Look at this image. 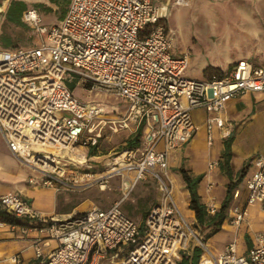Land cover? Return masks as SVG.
<instances>
[{"label": "built area", "instance_id": "obj_1", "mask_svg": "<svg viewBox=\"0 0 264 264\" xmlns=\"http://www.w3.org/2000/svg\"><path fill=\"white\" fill-rule=\"evenodd\" d=\"M167 6V5H166ZM156 0H70L65 16L56 24L42 22L34 7L22 20L38 39L14 48L0 46V133L10 151L40 172L31 183L56 185L67 177V147L99 148L109 134L140 131L138 146L115 152L101 173L83 172L74 177L81 186L109 188L110 179L121 175L122 200L140 180L155 177L159 196L141 223L120 207H94L66 216L43 215L18 192L0 195V210L28 217L36 225L19 230L32 237L35 256L55 240L47 259L37 264H101L114 250L113 264H179L184 253L198 245V264H264V233L257 232L253 245L239 253L237 241L216 254L197 231L196 222L181 213L174 197L170 153L197 133L192 111L205 108L213 113L205 121L206 141L214 143L215 127L224 136L231 133L223 116L228 102L243 93L264 92V66H252L240 58L222 77L194 79L186 76L189 52L174 53L173 30L165 24ZM5 10L0 7V25ZM98 85L116 92L125 102L120 115L105 105L78 99L67 80ZM162 146V148H159ZM72 151V150H71ZM87 162V152L83 153ZM255 171L246 180L250 202H264V152L253 160ZM219 160L209 162V172ZM214 186L208 184V190ZM234 192V198L240 195ZM219 209L211 198L210 214ZM246 209L230 206L228 219L241 225ZM41 222V223H40ZM18 228L0 219V227ZM193 243V247L190 244ZM22 253H14L0 264H21Z\"/></svg>", "mask_w": 264, "mask_h": 264}, {"label": "crops", "instance_id": "obj_2", "mask_svg": "<svg viewBox=\"0 0 264 264\" xmlns=\"http://www.w3.org/2000/svg\"><path fill=\"white\" fill-rule=\"evenodd\" d=\"M11 1L12 0H0V7L5 10L4 19L7 17L6 14ZM28 1L29 0H26V9L31 7L36 8L41 17L40 11L43 9L29 5ZM233 2V7L231 5H226L224 12L216 17L219 18L218 23L215 22L216 18L213 14H210L211 20L207 23V31L211 35H218V39L215 41L219 43L220 50L222 51L219 59L215 60L220 63V65L227 67L231 62L232 65L238 59L246 58L252 66H264V0H234ZM164 4L169 6V1H166ZM60 20L61 19L57 16L54 22L44 24L52 25L58 23ZM29 29L32 32L30 27ZM31 35L35 37L33 32ZM34 42L35 41L33 39L32 44ZM209 62L210 61L208 59H205L199 64L204 78L209 77L204 73L206 67L209 65ZM203 109L206 111V117L203 122L205 135L203 136L202 141H199V139H195L197 135L196 133L189 142L183 145L181 149L185 152L182 157L186 156L189 158L190 162H193L191 167L193 174L204 175L202 179L203 181H201L199 185V192L202 195L203 201L207 205L211 198H214L215 200L217 198L216 202L218 203L219 208L221 207V204L227 194V181H230L231 177L236 179L238 171L247 165L246 176L243 179L244 185L242 186L240 183L237 188L241 193L236 198L233 196V200L231 202V206L238 205L246 209L245 219L241 225H238L231 222L227 216V219L221 229L214 234L217 235L221 233V235H223L222 240L224 241V247L218 249L211 248L209 246L214 253L218 254L225 249L229 242L236 240L238 252L246 253L253 245L254 235L257 232L264 233V202H250L249 191L246 188L247 178L255 171L253 160L257 154L264 152V92L243 93L232 98L228 102L223 116L226 120V126L230 128L231 133L224 136L222 128L217 126L215 127V129H218L219 137L223 140L222 154L219 157L214 156L205 158V167L196 171V167L194 166L196 163L194 162L197 157L194 154L200 147L208 149L211 147L206 141L205 121L207 116L212 115L213 113L208 112L205 108ZM124 111H121L118 115L124 113ZM0 137L2 138V145L0 149V195L7 192H18L23 197L29 199L35 209L39 210L43 215L48 217L53 215L66 216L80 213L94 207L107 209L116 202L121 201V182L119 185H114L112 183V179L115 176L110 179L109 188L105 190H102L96 184L82 188H68L59 184L47 186L40 182L31 183V177L36 179L41 178L42 175L40 172L34 170L32 167L15 156L10 151L1 133ZM230 139L232 140L230 147L232 152V158L230 159V167L233 172L232 176L228 175L227 171L222 168V156L226 150V142ZM86 152L90 153V148L87 149ZM179 156L181 155H177L176 150L170 153V172L174 178V182L176 181V177L172 169L175 168L181 161L182 158ZM94 157L98 156L92 155L90 158ZM212 160H219V165L209 172V162ZM214 173H216V176ZM217 176H220L222 181L219 182L215 178ZM142 181L146 183L149 180H140L134 191L141 185ZM210 182H213L214 186L211 190H208V184ZM92 188H98L100 192L104 193L106 191L116 192L118 197H116L112 203H108L106 201L105 204H98L97 202L99 199H94L91 193H89ZM134 191L128 198L121 201L120 207L125 201L132 197ZM68 192H71L72 194H69ZM187 192L189 195L188 190ZM157 199L158 197L155 199L154 204L157 202ZM187 202L189 206V197ZM154 204H151L146 208L141 222H143L147 217L145 216V212H149ZM192 214L195 219L194 222H196L197 219L193 210ZM128 216L132 218V216ZM20 218L30 219L28 217ZM17 224L19 226L15 230H12L9 226L0 227V259H6L10 255L18 252L22 253L23 261L21 264H37L47 259L51 249L56 246V244H54L55 241H50L51 245L44 248V257L42 259H38L35 256L32 245V237L36 234V232L31 231L29 234L24 235L19 230V227L24 224Z\"/></svg>", "mask_w": 264, "mask_h": 264}, {"label": "rangeland", "instance_id": "obj_3", "mask_svg": "<svg viewBox=\"0 0 264 264\" xmlns=\"http://www.w3.org/2000/svg\"><path fill=\"white\" fill-rule=\"evenodd\" d=\"M169 1V6H166L164 3ZM234 0H156V2L161 4L163 15L166 17L165 24L168 28L173 30L174 35V53L182 54L184 52H189L190 60L189 65L186 71V76L194 79L204 78L201 66L199 65L205 59H208L209 65L218 67L222 72L210 71V75H222L225 74L230 68L231 63L225 67L216 62L222 54L220 50L219 43L215 40L218 39V35H211L207 29V23L211 20V15L216 18L224 12L226 5H231L233 7ZM29 5L36 6L35 3L41 1L29 0ZM181 2V3H180ZM49 3H46L48 5ZM55 7V9H54ZM53 9L50 11L41 10V17L43 23H52L55 21L56 17L59 16V9L54 5ZM42 9V8H41ZM44 9V8H43ZM50 12V13H48ZM6 20L4 19L1 27L4 26ZM216 23L219 22V18H216ZM20 31H23L25 36L23 40L24 43L30 45L38 39L31 35V31L25 27H19ZM18 29V30H19ZM216 59V60H215ZM208 65V66H209ZM205 73V72H204ZM67 83L72 89L73 94L80 100L84 102H93L99 103L106 106L107 110L113 114L118 115L121 111L125 110L126 102L114 91H111L107 88L94 85L87 86L86 83L79 82L77 77H73L71 74H68ZM192 114L195 119L196 125L199 127L197 130V135L195 139L202 141L203 136L205 135V129L203 127V122L206 117V111L203 108L194 109ZM111 140L104 139L99 148H90L94 150V158L91 153L87 152V162H81L78 156H74L73 151L77 153H86L87 149L85 146H79L78 148L69 151L66 155L68 158L65 163H67V177L64 179L65 182L56 181V184L66 186L68 188H82L87 186H81L80 183L74 181V177L81 176L83 172H94L101 173L107 169L108 162L112 159V156L115 155L116 151L121 150L125 144H128L132 135H129L126 131H121L119 133L109 134ZM215 141L214 145L208 148L200 147L199 150L194 154L197 159L195 160L194 165L196 171L205 167L204 160L208 157H219L222 154V145L223 140L219 137L218 129H215L214 133ZM2 145V138L0 137V149ZM159 148H162L160 146ZM177 155H181V161L173 168L175 173L176 181L174 182V197L176 203L181 211V213L189 220V222H194V216L192 210L188 206V192L186 190L185 182L182 178L179 169L181 166L192 171V163L189 158L183 156L185 152L183 149H176ZM217 172V171H216ZM193 174V171H192ZM216 176V173H214ZM219 182L222 181L220 176L215 177ZM146 183L142 181L141 185L134 191L132 197L125 201L121 206V209L124 213L132 216L136 222L140 223L143 220L144 211L146 208L154 204L155 199L159 196V191L157 190V183L155 177L149 175ZM203 181V180H202ZM121 182V175L116 174L112 179L114 185H119ZM229 183V180L226 184ZM241 185H244V181L241 182ZM72 194L71 192H68ZM92 197L96 200L98 204L112 203L118 195L113 191L100 192L98 188H92L90 192ZM98 198V199H97ZM217 200V198H216ZM215 200V201H216ZM197 231L200 235L206 237V234L210 232V229H202L197 227ZM223 235L221 233L211 236L207 239V242L211 248L221 249L224 247ZM55 241V240H54ZM195 243L194 241L190 244ZM54 244H57L55 241ZM193 247V245H192ZM192 250H189L188 253H191ZM117 250H114L108 257L102 260L101 264H113V258H115V253Z\"/></svg>", "mask_w": 264, "mask_h": 264}, {"label": "trees", "instance_id": "obj_4", "mask_svg": "<svg viewBox=\"0 0 264 264\" xmlns=\"http://www.w3.org/2000/svg\"><path fill=\"white\" fill-rule=\"evenodd\" d=\"M41 2L35 3L36 7L44 8L45 11H50L53 9L54 5L59 9V19H62L69 7L70 0H37ZM46 3H49L46 5ZM1 5V4H0ZM27 8L26 0H12L7 10L6 22L0 30V46L5 48H14L19 46H25L27 44L24 43V35L23 31H20L19 27H25L29 29V27L22 21L23 11ZM19 29V30H18ZM30 30V29H29ZM222 72L220 68L214 66H207L205 69V74L209 76L210 71ZM222 73L219 75H210L209 77H222ZM87 86H91L89 83H86ZM142 135V131H140L136 136L130 138L128 144L131 146H138L140 142V137ZM231 142L232 140H228L226 142V150L222 156V168H224L228 175L232 176L233 172L230 167V159L232 158L231 152ZM90 153L93 155L94 150L90 149ZM247 165L244 166L240 171H238L236 175V179L231 177V180L227 184V194L225 199L223 200L221 207L216 211L215 214H210L207 210V205L202 199V195L199 192V185L202 181L204 175L192 174V171L181 166L179 172L182 175V178L185 182L186 189L189 191V208L195 212L196 223L195 225L202 229H210V232L206 234L205 239H208L216 232H218L228 216V210L231 206V202L233 200V195L235 190L238 188L240 183L243 181L246 176ZM148 212H145V216H147ZM0 218L6 222L10 223H21L26 225H36L38 222L31 219H25L17 217L6 210H0ZM41 223V222H40ZM202 254L201 248L196 245L192 249L191 253H184L182 259L179 264H198L200 256Z\"/></svg>", "mask_w": 264, "mask_h": 264}, {"label": "bare ground", "instance_id": "obj_5", "mask_svg": "<svg viewBox=\"0 0 264 264\" xmlns=\"http://www.w3.org/2000/svg\"><path fill=\"white\" fill-rule=\"evenodd\" d=\"M181 3V2H180ZM71 150H73L71 147H67V149L65 150V151H61V156L62 157H64L65 156V154H67L69 151H71ZM74 152V154H76V155H74V156H78L79 157V159L80 160H82V161H84L85 159V156H84V154L83 153H77L76 151H73Z\"/></svg>", "mask_w": 264, "mask_h": 264}]
</instances>
